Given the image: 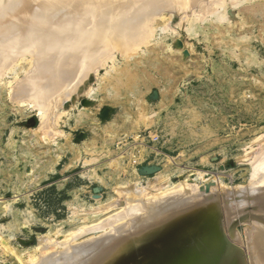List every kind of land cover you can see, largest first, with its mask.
Returning a JSON list of instances; mask_svg holds the SVG:
<instances>
[{"label": "rangeland", "instance_id": "374dc122", "mask_svg": "<svg viewBox=\"0 0 264 264\" xmlns=\"http://www.w3.org/2000/svg\"><path fill=\"white\" fill-rule=\"evenodd\" d=\"M218 1L211 7L191 6L186 0V6L180 4L177 10L167 6V12L145 24V31L150 30L139 42L129 44L111 38L105 45L108 52L99 46L102 55L97 54L100 49L95 52L96 47L92 51L95 55L107 53L100 62L94 56L98 60L95 68H83V72L89 70L86 79L79 86H69L75 92L66 85L60 87L44 106L15 93L20 80L27 72V77L31 74L32 58L44 45L37 44L35 55L29 52V59L21 60L17 67L0 66V264H36L40 258L88 238L96 239H89L92 246L91 242L84 243L89 251L100 247L98 240L107 246L113 242L111 236L118 233L112 231L119 222L127 221V217L130 220L143 204V212L151 202L157 201L158 207L152 206L161 208L162 199L170 201L174 196L175 184L198 186L203 192L193 191L202 197L200 192L205 193L203 189L209 184L221 183L226 191L240 186L243 190L262 175L264 0ZM97 2L100 4L98 0L88 4L90 7L72 8L75 12L90 9L81 11L90 18L97 12L92 7ZM88 36L84 39L92 41ZM59 39L56 43L62 42ZM107 108L110 116L102 120ZM31 118L37 119L34 128L27 125ZM149 168L157 170L148 174ZM260 168L258 173L255 169ZM156 179L162 185L154 186ZM126 187H133L128 195L123 190ZM167 189L173 191L169 200L168 193L163 198ZM221 189H205L209 195L218 191L227 197H221L225 202L220 198L224 206L216 214L217 220L226 221L228 234L231 223L244 219L234 231L246 246L253 223L245 212L254 205L262 209L264 204L252 206L253 197L240 190L226 192L232 194L228 197ZM193 191L187 195L195 196ZM143 200L151 205H141ZM144 215L150 217V213ZM126 229L121 230L123 236L131 233ZM44 235L53 241L47 238L42 248H37ZM211 237L204 235L193 249L203 252L210 247ZM215 253L205 257L208 264L219 263ZM245 262L255 264L248 249Z\"/></svg>", "mask_w": 264, "mask_h": 264}, {"label": "bare ground", "instance_id": "6f19581e", "mask_svg": "<svg viewBox=\"0 0 264 264\" xmlns=\"http://www.w3.org/2000/svg\"><path fill=\"white\" fill-rule=\"evenodd\" d=\"M95 1L98 0H0V66H2L3 68L5 66L8 68L10 67V69L11 67H17L19 64H21L19 63L21 62V60L29 59V52L31 53L33 51V48H35L37 44L44 45L45 47L42 50V46L39 48L37 46L35 50L38 48L39 51L38 49L36 50V52L38 51L37 53L35 52L36 55L34 53L35 50L33 51V53H31L32 55L34 54L36 56L35 57L33 55L35 59L32 58V60H35L33 61L34 65H29V70L32 66L30 70L31 74L29 75V77H27V74H29L30 72H27L25 79H22V81L20 80V82L18 83L15 89V93L17 95L22 97L34 98L44 106V103H48L51 95H54L55 92H58L57 90H59L60 87L63 88L66 85L68 86L67 89L70 88V91H73L72 86L78 84L81 85V83L86 79L88 75L86 73L90 70L89 68H95V65L98 64V60H96L95 58H98L100 62V58H103L104 53L108 52L109 48L106 46H108V42L111 38L116 37L118 40L124 41V43L135 44L142 40L143 37H146V32H148L150 29L148 31H145V24L149 20L154 19L155 16L163 14V12L165 13V11L167 12V6H169L170 8H175L177 10L180 4L185 5V3H183L185 0H99L100 4L98 2L95 3L96 5L99 4L97 5V7L96 5L95 7L92 5L93 8H97L94 9V11H97L96 14L95 12H92L93 15L89 18V16L84 13L88 16L89 19H91V21L86 19L87 17L83 15V13L81 12L83 9L76 12L74 11L75 9H73L76 5L88 6V4ZM172 3L173 5H171ZM186 3L191 6L199 5L200 7H211L214 6L215 0H186ZM87 9L85 8L83 11L85 12ZM89 10L90 9H88L87 11ZM217 10L218 9H216V11ZM210 11L212 13V10H209V13ZM79 12L82 14H80ZM74 13H77L78 15H75ZM86 20L88 21V23L85 22ZM165 28H167V26L164 27L163 31H165ZM87 36L91 37L92 41L90 40L91 38H89L90 41L84 39L87 38ZM59 38L62 39V42L57 41L56 43V40H58ZM38 41L40 42L38 43ZM102 42L104 43V45H101L103 44ZM58 43H60L59 46ZM61 44L65 46L64 47L62 45L64 49L58 48L61 46ZM99 46H102L104 48L106 47L107 51L103 52V56L101 57L100 55H97H102L103 51L101 50L102 47L100 48ZM96 47H98V49H96ZM99 49L101 53H97L96 55L92 53V51L94 52L95 50L96 52ZM24 52L28 53L29 56L26 53L24 54ZM91 54L94 55L91 56ZM90 56L92 57V60ZM85 66H88V68H86L89 70L83 72V68L84 70H86ZM3 68L0 69L3 70ZM17 72L18 71L15 70V74H17ZM70 85L72 86L69 87ZM62 92L66 93V95L70 94H68L66 91ZM74 92L75 90L73 91V93ZM39 109L40 107L38 108V110ZM38 115L42 116L43 114L39 112ZM260 162L258 164L262 163ZM256 163L255 165H258ZM259 166H261L262 168V166L264 165ZM262 169L255 170L259 171L258 173H260L262 172ZM157 179L156 181H154V183L152 182L153 185L161 183V181ZM251 183V186H248V188L244 186V188L246 189L243 188L242 190L240 186L241 190L239 187H234V189L231 190L236 191V193H238V191L240 190V193L247 194L250 197H253L251 200L253 203L252 206L255 203H260L263 205L264 171L262 175H260L254 182ZM173 187V191L175 190V193L172 194V196L174 195L173 197L169 195V193H173V191L171 190L172 188L170 189V191L172 192H169V189H167L168 192L166 190L165 195H163L164 197L162 196L163 198H165L166 194L168 193L167 196L169 195L170 197H172L170 201L159 197V199H162L161 201L163 203H165V200L166 203L168 202V204L165 203V205H168L167 207L162 202L160 203L159 199L158 204L160 203L159 205H161V208L160 206L159 208H157V201L154 202L155 204L151 202L152 205H156L157 207L152 206L150 203L149 204L154 208L156 207L157 210L153 212L154 209H152V212H149L152 207L148 206L150 208L147 207L148 211L146 209L145 212L147 215H149L150 213V217L146 216V218H144L143 213L145 212L142 211L144 209V204L141 207L140 211H138V207L141 206V203L143 202H145V207L149 204L148 202L143 200L140 202L141 205L138 203L139 206L137 205L136 207V211L138 212L135 213V211H133L132 213L130 211L132 213L130 220H128L129 218L127 217V221L119 222V225L116 227L117 230L112 231H118V233L115 232L114 238L113 236L109 235V233L111 232L110 230L109 232H106L107 234L105 233L106 236L108 235V238L110 236L112 237L113 242L120 235V238H118L117 242H110L111 239H109L108 241L110 242V245L107 243V241H105V239H103L105 243L108 244L107 246H103V243L99 242V240L97 239L98 243H101L102 245L98 244V246L100 247H96L97 249H95L93 245V248L95 250L92 249L93 251H89V249L91 248L88 249V246L86 245V247L84 243H90L91 241L89 239L93 238L84 239L83 241L79 242L81 244L78 245L76 244L77 240L75 239L76 241H74L76 242V245L72 244L74 247L76 246L74 248L75 251L71 249L73 246L71 248L68 247L67 250L63 247L64 249L60 251L56 250L54 253L40 258V260L36 264H208L209 261L205 257H208L209 255L215 256L214 252L216 251L218 252L215 253L217 255L216 262H219L218 264H246V249H248L251 263L264 264V208H254V205L250 209H247V212H245L250 216V219H248L251 220L253 225L252 229L248 230L247 232L246 246H244L241 243V238L237 236L235 237L234 231L235 228L238 227L237 225L240 222H243L244 219H238L239 221L237 222V224L235 223V225L231 223L229 227V233L225 234V227L227 223L222 218L221 220H217L216 214L221 210L222 206H224L223 201L227 197H225L224 195H218L222 194L218 191L210 192L214 193L212 195H209V192H206L207 189H211L212 191L213 189H221V187H223L221 183H214L205 186L204 188L206 190L203 189L205 193L200 192V195H202V197L198 196L199 198L196 196L199 194V190L202 191V189L191 183H179L175 184ZM224 188L225 187H223L221 191H225V194L226 192L229 193V191H231H226V189L224 190ZM132 189L133 187H126L123 190L126 191L128 195V193L132 192ZM193 190H198L196 192L198 194L196 195ZM258 190H262V193L256 195V191ZM192 191L195 196H189L192 194ZM126 192H124V194H126ZM188 193L189 195H187ZM204 194L207 195V198H203ZM134 195L136 196V194ZM228 195L231 196L232 194ZM228 195L226 194V196ZM169 196L168 200L170 199ZM139 197L140 196H138V198ZM221 197H225V199ZM127 198L130 199V197ZM220 198L223 199V201ZM151 200L153 199L151 198ZM198 201H203V204H201V202H199L198 204ZM227 201L229 200L227 199ZM238 203L234 202V204ZM208 205L211 206L207 207ZM241 205L242 206H240L239 204L240 207H243V203ZM134 207L135 206L133 205L131 209L135 210ZM118 221L119 220H117V223ZM138 221L140 222L139 225H137ZM245 224L246 223H244V225ZM125 228L130 229H126L125 231L131 232L129 234L127 232L128 235L124 232L127 236H123L122 234V231H124L123 229ZM204 235L212 236V243L210 247H205L203 249V252L198 251V248L193 249L196 246L195 244H198L197 242H199V240H201ZM47 236L44 235L39 238L40 247L37 248H42L41 246L45 244L47 238L51 237ZM50 240L52 239L50 238ZM93 240L96 241V239ZM52 241L51 243H53ZM59 243L61 244L62 242ZM48 244H50V242H48ZM91 244L92 242L90 243V245ZM94 244L96 246L97 243ZM80 245L84 248H78ZM190 246H192L191 249L187 250L190 248ZM79 252H82L83 256L82 254H79ZM203 253H205V255H203ZM77 255L82 257H78ZM213 256H211V258H213Z\"/></svg>", "mask_w": 264, "mask_h": 264}, {"label": "water", "instance_id": "95a60500", "mask_svg": "<svg viewBox=\"0 0 264 264\" xmlns=\"http://www.w3.org/2000/svg\"><path fill=\"white\" fill-rule=\"evenodd\" d=\"M158 98V93L157 92H155V94H154V99H157ZM110 113H111V111H110V109H105V111L103 112V115H102V120H106L109 116H110ZM28 124V127H30V128H34L35 126H36V124H37V119L36 118H31V119H29L28 120V122H27ZM156 170L157 169H155V168H149V169H147L146 171H147V173L148 174H153V173H155L156 172ZM239 220H236L234 223H233V225H235V223L237 224V222H238Z\"/></svg>", "mask_w": 264, "mask_h": 264}]
</instances>
